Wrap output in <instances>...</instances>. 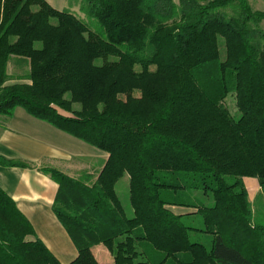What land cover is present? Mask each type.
<instances>
[{"label": "trees", "instance_id": "trees-1", "mask_svg": "<svg viewBox=\"0 0 264 264\" xmlns=\"http://www.w3.org/2000/svg\"><path fill=\"white\" fill-rule=\"evenodd\" d=\"M82 8L97 31L46 0H0V116L20 107L107 155L78 176L40 169L57 184L69 264H98L99 245L111 264H264V12L248 0ZM123 174L131 217L115 190ZM244 179L258 183L256 205ZM173 207L200 215L210 248ZM0 264H60L1 188Z\"/></svg>", "mask_w": 264, "mask_h": 264}, {"label": "crops", "instance_id": "crops-1", "mask_svg": "<svg viewBox=\"0 0 264 264\" xmlns=\"http://www.w3.org/2000/svg\"><path fill=\"white\" fill-rule=\"evenodd\" d=\"M258 10L264 12V4ZM260 28L264 31V21ZM17 108L8 118L0 116V160L22 161L30 167L0 164V188L14 200L36 237L59 263L69 264L77 251L52 211L57 184L40 169L57 168L70 176H78L83 171L101 169L107 155L94 153L88 158L81 152L80 143L75 142L81 141ZM98 249L100 264H111L110 253L101 247Z\"/></svg>", "mask_w": 264, "mask_h": 264}, {"label": "rangeland", "instance_id": "rangeland-1", "mask_svg": "<svg viewBox=\"0 0 264 264\" xmlns=\"http://www.w3.org/2000/svg\"><path fill=\"white\" fill-rule=\"evenodd\" d=\"M46 1L53 8H55L59 11H65V12H69V13L73 14L78 20H80L87 27L88 31L95 32L98 30V26H97L96 21L89 18L83 12V8H82L83 7V0H46ZM248 2L254 10H258L260 8V6H262V4H264L263 0H248ZM98 63H100V61H98ZM7 72H8V74L12 73L10 66L7 69ZM224 104H225V107L230 112L231 116L235 120H237L241 116L240 112L237 110V108L235 106V100H234L233 96H228L226 98ZM17 110L23 111L22 108L21 109L17 108ZM63 113H65V112H63ZM75 142L80 143L81 152H83L88 158H90V156H93L94 153L103 154L102 152H100L99 150H97L96 148H94L88 144H85L82 142H77V141H75ZM46 168H50V167H46ZM244 184H245V187L248 191L250 201L252 202V204L256 205V201L261 200L259 198V197H261V196H259L260 188H259L257 182L255 183V179H244ZM115 190H116V193L119 196V198H120V200L124 206L126 215L128 217H131L133 213H132V209H131L130 204H129L128 176H127V174H123V176L118 180V182L116 183V186H115ZM206 202H207V204L212 203L211 200H207ZM170 209L175 214H181L182 215V217H181L182 221L184 223H186L187 225L192 227V229L189 231L191 241L201 243L204 246H206L207 248H210L211 242H212V236L199 231V229L203 228L200 215L194 213L193 210L188 209V208L173 207ZM98 247H101L102 249L107 251L108 254H109V252L102 245L95 246L91 249L94 258L97 260L98 264H100L101 258L99 256L100 252H99ZM109 256H110V254H109ZM98 259L100 262L98 261ZM110 259L112 261L111 256H110Z\"/></svg>", "mask_w": 264, "mask_h": 264}]
</instances>
